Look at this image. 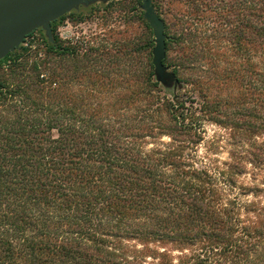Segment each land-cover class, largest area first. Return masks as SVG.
Instances as JSON below:
<instances>
[{
	"label": "trees",
	"instance_id": "16d2710c",
	"mask_svg": "<svg viewBox=\"0 0 264 264\" xmlns=\"http://www.w3.org/2000/svg\"><path fill=\"white\" fill-rule=\"evenodd\" d=\"M152 2L163 63L188 89L176 100L154 79L141 0L120 10L127 39L109 61L121 68L100 66L97 47L63 46L56 23L46 58L29 64L20 46L0 60V264H264V203L239 198L264 182L184 158L202 133L188 101L264 162V0Z\"/></svg>",
	"mask_w": 264,
	"mask_h": 264
},
{
	"label": "rangeland",
	"instance_id": "374dc122",
	"mask_svg": "<svg viewBox=\"0 0 264 264\" xmlns=\"http://www.w3.org/2000/svg\"><path fill=\"white\" fill-rule=\"evenodd\" d=\"M131 2L132 0H125L124 3L114 2L109 5L96 3L87 8L75 11L77 15L73 14L71 18L66 15L65 19H60L56 23L55 33L63 46H76L79 48L81 54L85 53V48L89 47H97L100 51H105L107 57L102 56V62H99L100 66L103 63L104 67L113 65L115 68H121L124 66L122 61L112 64L109 61V57L115 51L121 49L120 47L122 46H119V44H124L125 39H127L125 33L127 27L124 18L125 15L120 10L123 6H130ZM163 7L166 8L165 4H163ZM170 22H174L172 16L170 17ZM130 25L135 27L136 23H130ZM136 31H139V29H134L133 32L127 35L133 40L135 39ZM43 36L44 34L41 30H36L20 45L27 49L29 64L35 57L46 58L47 46ZM9 64V62H6L0 69V72H5L7 76ZM133 64V68H135V63ZM29 67L30 65L27 68ZM186 92H188V89L184 87L178 94L182 95ZM185 106L187 113L195 109V113L191 119L197 118L199 120L202 126V133L201 140L195 144H190L189 147L184 149V158L193 166L210 170L216 178L218 177L222 180L227 175L226 172L229 170V166H242L244 168L243 174L232 176L236 179L235 184L239 186H262L264 182V162L260 165L250 162L252 161L251 153L253 152V148L249 141L243 139L241 135L234 136L230 129L209 120L205 115H201L198 110L200 108L198 103L193 104L187 101ZM255 140L260 143L264 140V137H258ZM169 141L168 136L162 135L156 140L148 141L143 147L147 150L157 144L163 146ZM223 172L224 177L222 178L219 173ZM239 198L244 203L254 200L264 203V195L261 193H258L257 199L253 194L240 195Z\"/></svg>",
	"mask_w": 264,
	"mask_h": 264
},
{
	"label": "water",
	"instance_id": "95a60500",
	"mask_svg": "<svg viewBox=\"0 0 264 264\" xmlns=\"http://www.w3.org/2000/svg\"><path fill=\"white\" fill-rule=\"evenodd\" d=\"M112 0H0V60L20 47L29 34L41 29L49 42H53L51 23L58 18L87 8L93 4H106ZM139 9L152 30L151 50L154 79L163 91L176 100L183 89L174 72L163 63L166 55L165 24L156 12L152 0H141Z\"/></svg>",
	"mask_w": 264,
	"mask_h": 264
},
{
	"label": "flooded vegetation",
	"instance_id": "af4514ba",
	"mask_svg": "<svg viewBox=\"0 0 264 264\" xmlns=\"http://www.w3.org/2000/svg\"><path fill=\"white\" fill-rule=\"evenodd\" d=\"M81 9H84V8H80L79 10H81ZM79 10H78V11H79ZM60 18H61V17H60ZM60 18H58L56 21L52 22V23H51V26H53L55 23H57V22L60 20ZM37 30H41V29H37ZM41 31H42V30H41ZM42 32H43V31H42ZM32 33H33V32H32ZM29 35H31V34H29ZM29 35H28V36H29ZM28 36H27V37H28ZM27 37H26V38H27Z\"/></svg>",
	"mask_w": 264,
	"mask_h": 264
}]
</instances>
